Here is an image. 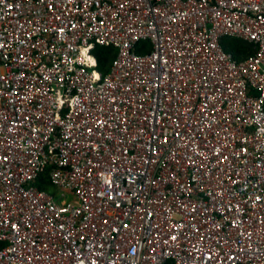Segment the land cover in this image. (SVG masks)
<instances>
[{
	"label": "built area",
	"instance_id": "built-area-1",
	"mask_svg": "<svg viewBox=\"0 0 264 264\" xmlns=\"http://www.w3.org/2000/svg\"><path fill=\"white\" fill-rule=\"evenodd\" d=\"M0 242V264H264V0H0Z\"/></svg>",
	"mask_w": 264,
	"mask_h": 264
},
{
	"label": "trees",
	"instance_id": "trees-1",
	"mask_svg": "<svg viewBox=\"0 0 264 264\" xmlns=\"http://www.w3.org/2000/svg\"><path fill=\"white\" fill-rule=\"evenodd\" d=\"M221 43L225 50L231 52L239 61L247 59L256 51L254 43L239 37L224 36L221 39ZM147 46H149L150 49V43L144 42V45L139 46V51L145 52V48H147ZM93 52L98 61V69L104 75H106L108 72H110L113 65V61L119 53L118 48L114 45H97ZM36 185L40 189H45L50 193L54 194L55 196L57 195L55 193L59 191L53 185L50 179V168L45 169L44 172L41 173L40 177L36 181ZM2 244L3 243L0 242V246Z\"/></svg>",
	"mask_w": 264,
	"mask_h": 264
},
{
	"label": "rangeland",
	"instance_id": "rangeland-1",
	"mask_svg": "<svg viewBox=\"0 0 264 264\" xmlns=\"http://www.w3.org/2000/svg\"><path fill=\"white\" fill-rule=\"evenodd\" d=\"M57 190V189H56ZM58 193V191L55 193V194H57Z\"/></svg>",
	"mask_w": 264,
	"mask_h": 264
}]
</instances>
